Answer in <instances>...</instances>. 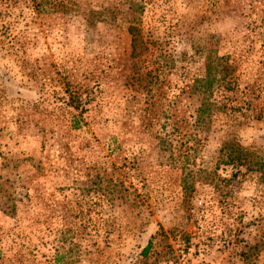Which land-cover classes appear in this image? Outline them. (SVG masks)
Segmentation results:
<instances>
[{
  "label": "rangeland",
  "instance_id": "374dc122",
  "mask_svg": "<svg viewBox=\"0 0 264 264\" xmlns=\"http://www.w3.org/2000/svg\"><path fill=\"white\" fill-rule=\"evenodd\" d=\"M223 56L193 141L186 86ZM235 139L264 163V0H0V264H264V167L217 166Z\"/></svg>",
  "mask_w": 264,
  "mask_h": 264
},
{
  "label": "trees",
  "instance_id": "16d2710c",
  "mask_svg": "<svg viewBox=\"0 0 264 264\" xmlns=\"http://www.w3.org/2000/svg\"><path fill=\"white\" fill-rule=\"evenodd\" d=\"M137 31L138 29H136V27H130V32L133 35L132 54L135 58L139 57L141 54L138 50L144 43ZM236 72L237 66L234 65L233 62H230V58L228 56L216 57L214 59L208 58L205 63V74L201 76H194L190 79L192 81L187 84L186 89L189 93V97H193L195 100V103L191 107L193 110L190 115V119L193 120V126L197 128V135L191 138V140L195 141L199 134L205 136L206 138V136H208L211 132V126L217 113L223 109L221 106H218L217 101L212 99L211 90L213 86L218 89L228 86L235 78ZM174 133L175 130L172 135ZM167 142V138L164 137L161 139L162 150L164 151H167L171 146V144ZM192 152L195 151L192 149V151H187L185 155L181 156L183 160L182 168L184 176L186 173L185 179H195L194 171L191 167ZM221 165L225 167L231 166L234 168H258L259 170H262L264 167V163L256 160L255 154L244 148L236 139L224 141L222 143L217 161V166Z\"/></svg>",
  "mask_w": 264,
  "mask_h": 264
}]
</instances>
